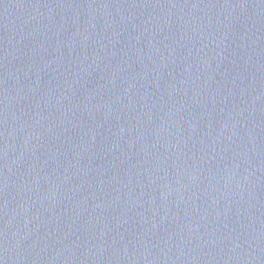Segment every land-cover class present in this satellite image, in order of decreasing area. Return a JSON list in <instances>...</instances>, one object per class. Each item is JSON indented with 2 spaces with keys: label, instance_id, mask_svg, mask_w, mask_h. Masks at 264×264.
I'll use <instances>...</instances> for the list:
<instances>
[{
  "label": "water",
  "instance_id": "95a60500",
  "mask_svg": "<svg viewBox=\"0 0 264 264\" xmlns=\"http://www.w3.org/2000/svg\"><path fill=\"white\" fill-rule=\"evenodd\" d=\"M0 264H264V0H0Z\"/></svg>",
  "mask_w": 264,
  "mask_h": 264
}]
</instances>
